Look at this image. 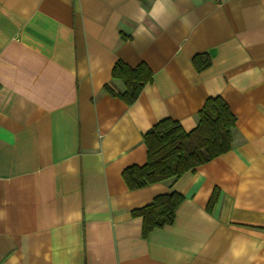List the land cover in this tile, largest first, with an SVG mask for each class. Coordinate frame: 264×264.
I'll list each match as a JSON object with an SVG mask.
<instances>
[{"label":"crops","instance_id":"crops-1","mask_svg":"<svg viewBox=\"0 0 264 264\" xmlns=\"http://www.w3.org/2000/svg\"><path fill=\"white\" fill-rule=\"evenodd\" d=\"M118 62L152 72L130 105ZM214 97L231 149L129 190L147 131ZM172 192L144 235L132 211ZM0 264H264V0H0Z\"/></svg>","mask_w":264,"mask_h":264},{"label":"trees","instance_id":"trees-1","mask_svg":"<svg viewBox=\"0 0 264 264\" xmlns=\"http://www.w3.org/2000/svg\"><path fill=\"white\" fill-rule=\"evenodd\" d=\"M198 71L209 67L206 55L193 58ZM112 75L120 79L124 92L120 98L128 105L139 96L143 87L152 79V72L146 65L130 68L118 62ZM110 94L113 93L107 89ZM235 117L228 105L220 97L209 98L198 113V124L190 132H185L180 124L163 119L153 125L144 135L146 162L142 166H130L122 173L129 190H137L165 180H175L212 159L228 152L232 146V130ZM183 197L177 193L157 196L152 203L133 210V217L143 221V234L170 225ZM214 202L210 200V206Z\"/></svg>","mask_w":264,"mask_h":264}]
</instances>
